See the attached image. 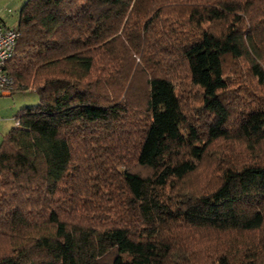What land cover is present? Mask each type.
<instances>
[{
	"label": "trees",
	"instance_id": "1",
	"mask_svg": "<svg viewBox=\"0 0 264 264\" xmlns=\"http://www.w3.org/2000/svg\"><path fill=\"white\" fill-rule=\"evenodd\" d=\"M12 27L8 95L39 99L0 141V264H264V95L233 117L226 72L264 90V0H24Z\"/></svg>",
	"mask_w": 264,
	"mask_h": 264
},
{
	"label": "rangeland",
	"instance_id": "2",
	"mask_svg": "<svg viewBox=\"0 0 264 264\" xmlns=\"http://www.w3.org/2000/svg\"><path fill=\"white\" fill-rule=\"evenodd\" d=\"M23 3V0H0V18L7 22L8 25H14L17 22V11L18 8ZM228 61L226 66V72L228 73L229 68L232 66L233 73L230 76L231 79V86L227 90V97L232 99V106H233V117H235L237 114L247 110L248 108H251L258 104L257 98L259 95H264V90L260 87H258L253 79L247 74L245 69V64L242 61ZM141 78V77H140ZM246 83V84H244ZM250 86H246L249 85ZM175 91L177 94H180L181 91H184V94H182V101L183 99H187L189 96L192 95V92L195 89L189 87V85H186V80L183 79V76L181 73L179 74L178 78H175L174 81ZM251 91V93H250ZM226 93V92H225ZM187 96V97H186ZM186 97V98H185ZM39 99V96L34 91H15L11 95L3 94L0 95V110L3 109L4 118H7L8 124H11L13 126L14 120L11 121L8 119V117L4 114H12L15 110L25 107V106H32L37 104ZM184 100V101H185ZM188 103L189 101L186 100ZM10 102H15L16 107L9 106ZM192 105H195L194 108L198 107V102L192 98L190 100ZM134 104H140L138 100L133 101ZM5 104V105H2ZM8 109V112L6 110ZM197 119V118H196ZM199 121L202 123L207 119L205 115H202L201 117H198ZM264 127V126H263ZM8 130V129H7ZM142 173H145L146 170L140 169ZM191 183L196 182V176L192 175L190 178ZM105 199H108L109 196L104 195ZM105 203V201H103Z\"/></svg>",
	"mask_w": 264,
	"mask_h": 264
},
{
	"label": "built area",
	"instance_id": "3",
	"mask_svg": "<svg viewBox=\"0 0 264 264\" xmlns=\"http://www.w3.org/2000/svg\"><path fill=\"white\" fill-rule=\"evenodd\" d=\"M19 33L12 26L0 23V95L9 94L11 78L6 73L4 65L13 55Z\"/></svg>",
	"mask_w": 264,
	"mask_h": 264
},
{
	"label": "crops",
	"instance_id": "4",
	"mask_svg": "<svg viewBox=\"0 0 264 264\" xmlns=\"http://www.w3.org/2000/svg\"><path fill=\"white\" fill-rule=\"evenodd\" d=\"M0 23L5 24L7 26H12V25H8L7 22L2 20L1 18H0ZM9 104H10L9 106L11 107V109L13 107H16L15 102H10ZM2 105H5V104H2ZM3 111H4L3 109L0 110V141H1L2 137H3V135L10 129L9 126L11 125V124H8L7 118H4V116H2ZM6 112H8V109L6 110ZM15 112H16V110L12 114H10V113L7 114L6 113L4 115H6L8 117V119L11 121V118L13 120V115H14Z\"/></svg>",
	"mask_w": 264,
	"mask_h": 264
}]
</instances>
